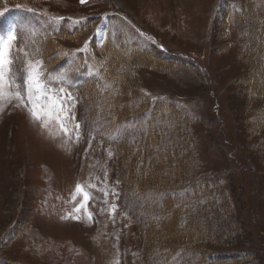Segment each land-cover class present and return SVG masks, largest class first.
<instances>
[{
  "label": "rangeland",
  "instance_id": "obj_1",
  "mask_svg": "<svg viewBox=\"0 0 264 264\" xmlns=\"http://www.w3.org/2000/svg\"><path fill=\"white\" fill-rule=\"evenodd\" d=\"M240 1L250 5L249 0H3L0 38L15 34L10 76L23 94L28 65L39 61L36 70L50 94L73 98L68 115L75 119L66 122V133L55 113L53 118L44 115L39 105L50 102L41 99L36 110L48 120L45 128L17 100L0 101V263L139 264L131 221L120 207L129 204L115 174L118 154L97 138V129L86 126L75 90L113 63L123 76L98 78L95 85L138 89L162 102L163 113L175 104L190 114L194 120L185 131L196 148L197 174L214 177L230 200L234 226L224 222L220 206L200 200L188 205L189 227L179 224L182 218L172 219L173 234L208 237L230 229L225 236L230 241L240 230L229 246L254 251L264 264V128L254 131L250 124L262 101L248 99L239 84L247 76L264 87V68L254 62L253 51L244 59L249 44L245 19L230 15ZM261 7L263 17L264 0ZM8 10L14 13L7 18ZM61 32L70 33V40L55 37L59 48L51 51L52 67L40 58L38 43ZM113 49L118 50L115 56L108 54ZM97 104L111 102L97 99ZM134 128V120L121 123L111 138ZM167 143L161 141L156 145L160 151L149 156L162 155ZM175 168L171 159L158 166L162 174ZM77 183L92 197L79 212L74 209L83 193H75ZM204 206L210 211L203 212ZM209 216L214 223L201 227Z\"/></svg>",
  "mask_w": 264,
  "mask_h": 264
},
{
  "label": "trees",
  "instance_id": "obj_2",
  "mask_svg": "<svg viewBox=\"0 0 264 264\" xmlns=\"http://www.w3.org/2000/svg\"><path fill=\"white\" fill-rule=\"evenodd\" d=\"M262 2L263 0H249L250 5H248V2L240 1L238 6H234L236 8L234 13L239 18L245 19L247 26L245 37L249 44L244 46L242 51L244 59L247 53L253 51L254 62H259L264 68V14L263 17L260 15ZM1 3L3 0H0V5H3ZM224 32L228 34L227 30ZM69 34L61 32L54 37L48 36L40 39L38 50L41 52L39 56L44 63L54 67L50 54L51 51L59 48L53 44L56 42L55 37L63 36L66 40H70ZM117 51L113 49L108 54L115 56ZM146 52L141 51L140 53L150 56ZM150 57L155 58L154 55ZM49 59L50 62H48ZM120 73L122 72H119L118 68L111 63L103 66L99 78L109 81L111 77L123 76ZM95 79L92 77L84 81L78 87V93L90 118L98 123L102 132L111 131L129 119L137 120L134 131L130 135L127 134L113 141V147L118 154V179L138 216L135 217L137 218L135 229L140 263L261 264V260L254 251L229 246L233 244L232 240L238 239L236 237L240 230L236 232L235 237L229 238L230 241L225 238L230 234V229L226 230L225 234H220L217 230V233L208 234V237L197 232H193L194 235L187 232L184 235L185 238L177 237L179 233L176 235L174 232V235L171 231L173 218L176 220L182 218L179 224L189 227V221L185 218L188 205H197L200 200L202 202L198 204H205L208 200L206 204L220 206L221 211L225 212L224 222H230V227L235 225L236 218H234L230 200L226 199L221 188L213 181L214 177L197 174L196 148L188 131H185L187 130L185 126L190 125L194 120L191 115L175 104H168V111L163 113L159 109L162 102L150 99L140 90L132 91L130 88L121 90L113 86L101 88L95 85ZM239 82L243 85H241L243 89H247L244 95L248 99L262 101L261 108L256 111L250 123L254 126V131L262 130L264 128V87L255 85L256 82L253 79L249 82L247 76H242ZM99 92L101 93L100 98L97 96ZM97 99L109 100L111 105H98ZM159 114L161 117H158ZM145 115L147 117H144ZM159 118H161L160 121ZM172 137L176 144L172 143ZM165 139L168 143L167 146H163L162 155L155 153L156 157L149 162V155L154 154L156 145ZM138 148L139 152H137ZM141 159L144 160L143 164L139 163ZM170 159L176 167L175 170L171 173H160L158 166ZM208 195L213 198L201 199ZM185 200L186 204L183 202ZM203 208V212L210 211L205 206ZM156 217L162 219L157 220ZM206 221H201L200 226L205 227L209 225V221L214 220L211 217ZM201 233L204 234V232ZM173 236L176 237L175 240L172 239ZM224 242L227 243L225 249L217 250L216 248L221 247Z\"/></svg>",
  "mask_w": 264,
  "mask_h": 264
},
{
  "label": "snow or ice",
  "instance_id": "obj_3",
  "mask_svg": "<svg viewBox=\"0 0 264 264\" xmlns=\"http://www.w3.org/2000/svg\"><path fill=\"white\" fill-rule=\"evenodd\" d=\"M81 3H85V0H80ZM15 39V34L10 32L6 37L0 38V101L10 102L15 99L18 101L17 106L25 107L29 114L34 120L42 121L41 127H47L48 120L44 119L41 114L36 110L37 105L41 99L49 101V104L39 105L41 110L44 111V115L53 118V113H55L54 118L60 124L62 130L66 133L68 132L67 121L75 119L74 115L69 116L68 113L71 112V109L75 106V102L70 95H61L55 96L50 94L49 90L46 88L45 84L41 81V74L36 70V65L39 64V61L36 62V65L29 64L28 71L23 77V94L20 90L21 85L17 83L15 77L10 76L11 65L13 63V57L11 54V42ZM15 86V90L10 91L11 86ZM60 93H63V89L59 90ZM66 101H73L71 104H68ZM0 107V111H2ZM79 123L75 124V128L79 129ZM77 139L79 136L77 135ZM156 151H160V147L157 146ZM140 149H137L139 152ZM108 155L111 157L112 153L109 152ZM151 157H149V162H151ZM140 164L144 163V160L139 161ZM75 193H83V202L78 205L74 211L79 212L81 208L86 207L87 201L92 197L89 193L85 192L82 186L77 183L75 187ZM75 193L73 195V200H75ZM108 193H105L107 195ZM115 195V193H113ZM115 205L111 206V212L115 213ZM89 219H91L92 214L87 213ZM78 219L79 217H74ZM155 219L160 220L161 217H156Z\"/></svg>",
  "mask_w": 264,
  "mask_h": 264
}]
</instances>
